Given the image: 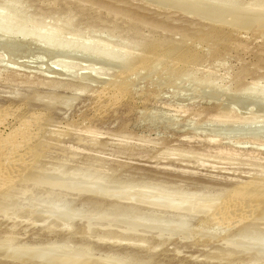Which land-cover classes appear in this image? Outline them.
Here are the masks:
<instances>
[{
    "label": "rangeland",
    "instance_id": "obj_1",
    "mask_svg": "<svg viewBox=\"0 0 264 264\" xmlns=\"http://www.w3.org/2000/svg\"><path fill=\"white\" fill-rule=\"evenodd\" d=\"M0 134V264H264V0H0Z\"/></svg>",
    "mask_w": 264,
    "mask_h": 264
},
{
    "label": "bare ground",
    "instance_id": "obj_2",
    "mask_svg": "<svg viewBox=\"0 0 264 264\" xmlns=\"http://www.w3.org/2000/svg\"><path fill=\"white\" fill-rule=\"evenodd\" d=\"M146 63H148V62H146ZM143 64H144V61H143ZM140 67V66H139ZM130 69H132V68H130ZM129 69V70H130ZM134 69V68H133ZM132 69V70H133ZM128 70V69H127ZM140 70V69H139ZM117 81V80H116ZM120 84V83H119ZM114 86V85H113ZM125 87V86H124ZM32 117V116H31ZM30 117V118H31ZM36 123V122H35ZM29 124V123H28ZM29 126V125H28ZM31 127V126H30ZM27 129V128H26ZM18 130V129H17ZM20 131V130H19ZM15 132V131H14ZM17 132V131H16ZM27 132V134L24 136V138L22 139V142L21 143H23L24 144V146H25V143H28V144H30V141H32V138H33V136H32V134L30 133V131L28 130V131H26ZM31 132H33V131H31ZM35 133H37V132H35ZM23 134V133H22ZM1 135V134H0ZM24 135V134H23ZM19 136V135H18ZM52 136V135H51ZM11 137V136H10ZM20 137V136H19ZM8 139V138H7ZM18 144H20V143H18ZM3 145V144H2ZM27 145V144H26ZM22 146V144L20 145V147ZM23 146V147H24ZM30 146H31V144H30ZM30 146H28V147H30ZM17 147V146H16ZM15 147V148H16ZM3 148V147H2ZM12 148V147H11ZM1 149V148H0ZM14 149V148H13ZM30 149V148H29ZM8 150V149H7ZM22 151H23V149H21ZM26 151H29L28 153H25V154H29L30 152H31V150H27V147H26ZM25 152V151H24ZM33 152V151H32ZM1 153V152H0ZM5 155V154H4ZM23 155V154H22ZM26 156V155H25ZM18 157V156H17ZM1 158H2V155H1ZM21 158V157H20ZM19 158V159H20ZM25 158V157H24ZM28 158V157H27ZM33 158V157H32ZM12 159V158H11ZM6 161V160H5ZM24 162V161H23ZM26 162H27V160L24 162V164L26 165ZM13 163V162H12ZM20 163V162H19ZM11 164V163H10ZM17 164V163H16ZM36 165V164H35ZM11 166V165H10ZM18 166V165H17ZM16 167V166H15ZM21 167V166H20ZM5 169V168H4ZM13 170V169H12ZM33 172H34V170H32ZM32 172V173H33ZM51 173V172H50ZM57 173V172H56ZM36 175H37V173H35ZM42 174V173H41ZM47 174V173H46ZM2 175V174H1ZM35 175V178L38 176H36ZM40 175V174H39ZM4 176V175H3ZM8 176V175H7ZM45 176V175H44ZM44 176H42V177H44ZM49 176V177H48ZM53 177L54 179H55V181L57 180H60V182L59 183H61V181L63 182L64 180H68L69 182H78V183H85V184H87V185H90V188H92V185H94V182H90L89 180L88 181H81V179H79L80 181H78L77 180V178L76 179H74V178H72V176H70L71 177V179H66V177H68V175H66V174H59V173H57V174H51V175H47V176H45L46 178L48 177V178H50V177ZM40 177V176H39ZM39 177H37V178H39ZM51 177V178H52ZM36 178V179H37ZM52 178V179H53ZM40 179H41V177H40ZM45 179V178H44ZM52 179H50V180H48V181H51ZM82 180H83V178H82ZM38 181V180H37ZM55 182L54 184H56V183H58V182ZM5 182V181H4ZM3 182V185L4 184H6V183H4ZM52 182H54V181H52ZM66 182V181H65ZM0 183H2V182H0ZM8 183H10V181H9V179H8ZM78 183H75L76 185L78 184ZM47 184V183H46ZM54 184L52 185V186H54ZM1 187H2V185H0ZM7 186V185H6ZM1 187H0V189H1ZM4 188V187H3ZM109 191V190H108ZM237 193H239V194H242V195H244V198L246 199V198H248V199H252L251 201H252V206H255V204L256 203H258L259 202V204H261L260 202H264V186L263 185H258V186H255V187H250V188H240V190H238V191H236ZM235 192H233L232 193V195L234 196V195H236V193L234 194ZM242 195H241V198H242ZM2 197V196H1ZM231 198V197H230ZM229 198V199H230ZM238 199V198H237ZM245 199H242V200H240L239 202H241L242 203V201L243 200H245ZM248 199H246L245 201H247ZM226 201H227V199H225ZM230 202H232L231 200H229ZM229 201H227L226 202V204L229 202ZM236 201V200H235ZM244 201V202H245ZM250 201V200H249ZM225 202V201H224ZM253 202H256V203H253ZM246 203H248V202H246ZM237 204H239L238 202H237ZM245 204V203H244ZM243 204V205H244ZM236 205V204H235ZM242 205V204H241ZM247 205V204H246ZM258 204H256V206H257ZM263 205V204H262ZM1 206V205H0ZM7 206V205H6ZM221 206V205H220ZM226 206V205H225ZM224 206V207H225ZM229 206V205H228ZM230 206H232L233 207V205L231 204ZM230 206H229V208H230ZM258 206H261V205H258ZM219 207V206H218ZM223 207V206H222ZM1 208V207H0ZM226 208V207H225ZM228 208V207H227ZM236 208H238L237 206H236ZM3 209V208H2ZM219 209V208H218ZM222 209V208H221ZM225 210V209H224ZM253 211H255V210H253ZM1 212V211H0ZM252 212V211H251ZM258 212V211H257ZM219 213V212H218ZM217 213V214H218ZM221 213V212H220ZM234 213V212H233ZM214 214V213H213ZM221 214H223V213H221ZM226 214V213H225ZM223 216V215H222ZM235 216V215H234ZM241 216V215H240ZM224 217H226V215L224 216ZM223 217V218H224ZM242 217V216H241ZM243 217H244V215H243ZM242 217V218H243ZM115 219V218H114ZM210 219V218H209ZM231 219V218H230ZM244 219H245V217H244ZM118 220V219H117ZM220 220V219H219ZM222 220V219H221ZM125 221V220H124ZM131 221L132 222H136V221H141L140 219H137L136 217H134V218H131ZM214 221V220H213ZM236 221V220H235ZM240 221V220H239ZM118 222V221H117ZM137 223H139V222H137ZM237 223V222H236ZM239 223V222H238ZM241 223V222H240ZM239 223V224H240ZM180 225V224H179ZM182 225V224H181ZM180 225V226H181ZM203 237V236H202ZM253 237V236H252ZM250 242V241H249ZM253 243H255V241H253ZM256 244H258V245H260V246H264V241L262 240V241H259L258 240V242L256 243ZM115 263H118V264H124V262H118V261H115ZM77 264H85L84 262H80V263H77Z\"/></svg>",
    "mask_w": 264,
    "mask_h": 264
}]
</instances>
